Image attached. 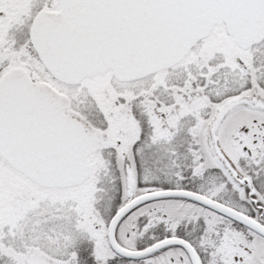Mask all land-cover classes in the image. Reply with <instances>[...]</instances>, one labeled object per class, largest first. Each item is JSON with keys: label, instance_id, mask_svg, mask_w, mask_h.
<instances>
[{"label": "snow or ice", "instance_id": "snow-or-ice-1", "mask_svg": "<svg viewBox=\"0 0 264 264\" xmlns=\"http://www.w3.org/2000/svg\"><path fill=\"white\" fill-rule=\"evenodd\" d=\"M0 264H264V0H0Z\"/></svg>", "mask_w": 264, "mask_h": 264}]
</instances>
